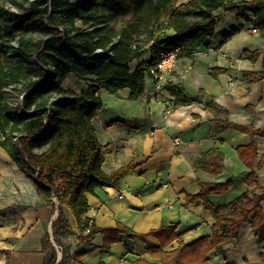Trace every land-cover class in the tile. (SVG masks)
Segmentation results:
<instances>
[{"label": "trees", "instance_id": "16d2710c", "mask_svg": "<svg viewBox=\"0 0 264 264\" xmlns=\"http://www.w3.org/2000/svg\"><path fill=\"white\" fill-rule=\"evenodd\" d=\"M6 1L9 5L0 2V147L34 182L40 200L53 207L50 232L42 238L43 249L49 251L44 264H68L72 259L79 262L85 254L71 257L69 248L61 243L74 234L63 208L70 210L77 223L78 243L87 246L94 235L103 236V254L120 242L121 235L128 239L156 238L158 247L147 252L159 263L141 260L140 264H208L209 253L237 238L241 226L248 221L264 248V192L257 193L262 188L252 170L258 155L254 141L236 148L239 160L251 169L245 180L247 185L255 184L250 196L243 193L228 204L213 205L207 196L224 194L231 180L223 184L199 182L200 191L186 196L187 203L200 200L215 220L210 235L194 243L181 241L173 250H165L177 238L176 223L139 234L120 223L99 228L94 223L88 225L83 218L88 211V194L94 195L99 188L120 190V180L148 159L131 161L110 174L102 170L103 146L92 124L103 105L100 92L117 96L128 89V99L137 100L143 92L145 76L158 60L159 48H179V57L194 52L214 36L218 11L231 13L264 36V0H189L182 4L178 0ZM122 13L125 18L117 21ZM164 14L168 15L163 21ZM36 29L40 30L39 40L32 35ZM239 29L224 34L222 43ZM144 54H150L149 65L131 69V63ZM260 55L257 50L244 51L243 57L254 62ZM208 72L216 77L214 70ZM261 75L264 79V57ZM69 77L84 82L86 87L80 92L64 88ZM164 90L174 99V107L195 103L177 85H165ZM13 98L17 100L14 106L10 103ZM204 108L215 111L218 130L234 128L251 138H264V127L230 124L228 112L213 97ZM247 110L251 112L253 107ZM42 147L45 150L34 152ZM223 159L218 149H212L202 154L195 165L218 175ZM263 163L261 158L257 169ZM86 229L88 232L83 234ZM50 237L63 246L61 259Z\"/></svg>", "mask_w": 264, "mask_h": 264}, {"label": "crops", "instance_id": "0c3cea01", "mask_svg": "<svg viewBox=\"0 0 264 264\" xmlns=\"http://www.w3.org/2000/svg\"><path fill=\"white\" fill-rule=\"evenodd\" d=\"M188 1L178 0V4ZM218 14L214 36L189 55L182 54L176 69L164 81V87L177 85L195 103L174 107V99L164 89L161 95L156 93L149 74L137 100L128 99V89L112 95L107 102L100 95L103 105L92 124L103 146L102 170L110 174L131 161L148 159L120 180V190L99 188L94 195H87L88 211L83 218L88 225L112 228L120 223L134 233L147 234L176 223L177 238L165 248L167 251L181 241L191 244L209 236L215 220L200 200L187 203L186 196L200 191L199 182L223 184L234 175H238V184L231 180L228 191L209 194L208 200L213 205H223L243 193L250 196L255 184L247 185L245 180L251 169L238 159L236 148L251 141L258 148L252 168L262 188L257 193L264 192V163L257 169L261 158L264 159V138H251L234 129L218 130L215 111L204 108L213 97L228 112L230 124L264 127V36L231 13ZM232 29L240 32L223 44L222 36ZM249 34L257 35L258 40L248 42ZM256 50L261 55L254 62L244 59V51ZM149 60L150 54H144L134 61L133 69H145ZM209 69L214 73L218 70L216 77ZM63 87L69 88L64 83ZM248 106L253 107L251 112ZM238 138L241 142L233 143ZM45 148H35L34 152ZM212 149L224 156L218 175L195 165L202 154ZM261 206L264 212V201ZM52 210V206L40 200L34 182L0 147V264H44L48 251L42 247V238L50 232ZM63 211L74 234L62 239V245L69 248L71 257L85 252L79 262L72 259L68 264H140L141 260L159 263L147 252L159 245L151 236L128 239L121 235L120 242L105 254L101 252V234L94 235L90 245L78 243L77 223L69 209ZM261 257L264 258L263 244L258 243L248 221L241 226L237 238L209 253L208 264H264Z\"/></svg>", "mask_w": 264, "mask_h": 264}, {"label": "built area", "instance_id": "2783aa9c", "mask_svg": "<svg viewBox=\"0 0 264 264\" xmlns=\"http://www.w3.org/2000/svg\"><path fill=\"white\" fill-rule=\"evenodd\" d=\"M253 31L255 32L256 29H253ZM179 55V48H159L158 60L156 64L149 70V76L153 80L154 88L158 95L162 94L166 77L172 72H174V70L176 69ZM49 72L54 73L52 69H50ZM87 232L88 230H86L84 234H86ZM49 241L53 244V247L56 249L58 259H61L62 246H59L58 244L54 243L52 237L49 238Z\"/></svg>", "mask_w": 264, "mask_h": 264}, {"label": "rangeland", "instance_id": "374dc122", "mask_svg": "<svg viewBox=\"0 0 264 264\" xmlns=\"http://www.w3.org/2000/svg\"><path fill=\"white\" fill-rule=\"evenodd\" d=\"M180 1H184V0H179V2ZM0 2L1 3H3V4H8L9 5V3L6 1V0H0ZM167 15L168 14H164V15H162V20L164 21V20H166V18H167ZM125 18V14H119L117 17H116V19H117V21H121V19H124ZM192 20H194L193 18H191L190 19V21H192ZM77 24L78 25H80L81 23L78 21L77 22ZM33 37L36 39V40H39L40 38H41V35H40V30H35L34 32H33ZM240 37H242V34H241V36H238V39L240 38ZM258 36L257 35H252V34H249V35H247L246 36V39L248 40V42H253V41H257L258 40ZM146 55V54H145ZM131 68L133 69L134 68V62L131 64ZM263 83H264V79L263 80H261ZM249 83V82H248ZM64 85H66L67 87H69V88H71L72 90H74L75 92H80V91H82L85 87H86V84L84 83V82H81V81H78V80H75L73 77H69V79H67L65 82H64ZM101 94L100 95H102V99L103 100H105L106 102L108 101V99H112V95H110V94H108V93H106V92H104V91H102V92H100ZM11 102V105L12 106H14L15 105V103H16V99H11L10 100ZM228 129H234V128H228ZM234 130H236V129H234ZM237 132H238V130H236ZM238 141H239V138L238 139H236V140H233V143H235V142H237L238 143ZM239 142H241V140L239 141ZM239 159V158H238ZM227 171H225L224 173H226ZM230 178H232L231 180L233 181V180H235V181H237V182H235L236 184H238V175H234V176H232V177H230ZM62 249H63V246L61 247ZM48 253H49V251H48Z\"/></svg>", "mask_w": 264, "mask_h": 264}]
</instances>
